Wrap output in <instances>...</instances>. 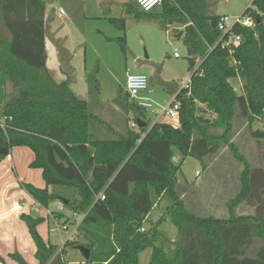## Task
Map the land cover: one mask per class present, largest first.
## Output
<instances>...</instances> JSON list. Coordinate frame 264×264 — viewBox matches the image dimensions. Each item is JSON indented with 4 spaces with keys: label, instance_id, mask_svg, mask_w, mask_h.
<instances>
[{
    "label": "trees",
    "instance_id": "1",
    "mask_svg": "<svg viewBox=\"0 0 264 264\" xmlns=\"http://www.w3.org/2000/svg\"><path fill=\"white\" fill-rule=\"evenodd\" d=\"M252 5V11L246 8L243 13L250 11L259 24L254 30L233 27L241 40L232 55L217 44L220 16L207 13V0H161L157 14L127 6L126 12L136 18L183 27L192 75L172 101L178 104L176 126L155 123L148 131L139 128L103 140L89 132L96 117L87 102L73 94L68 81L56 83L47 70L43 0H0V163L12 148H28L34 156L29 167L41 170L46 188L24 184L23 189L42 208L59 202L83 216L76 228L80 241L66 242L63 249L86 247V262L91 264H139L146 249H151L148 264H264V215L234 213L251 196L250 170L243 157L234 151L244 169L240 192L228 203V219L188 212L176 193L180 168L171 162L172 148L199 161L216 153L213 142L226 140L236 108L248 123L264 118V0H253ZM109 21L124 28L123 19ZM119 43L125 51V39ZM237 77L244 80L242 95L229 83ZM86 83L91 94L95 80L88 76ZM7 84L16 95L6 93ZM126 101V109L137 117L143 109ZM196 104L214 118L199 123ZM213 130L223 133L212 135ZM254 136L264 139L263 132ZM163 196L171 203L169 220L180 237L171 259L156 245L155 229L140 231ZM20 219L34 243L35 264H65L64 250L46 245L37 233L44 220L27 215ZM255 238L262 245L255 258L246 257ZM9 258L11 264H29L18 253ZM0 264L7 263L0 259Z\"/></svg>",
    "mask_w": 264,
    "mask_h": 264
},
{
    "label": "rangeland",
    "instance_id": "2",
    "mask_svg": "<svg viewBox=\"0 0 264 264\" xmlns=\"http://www.w3.org/2000/svg\"><path fill=\"white\" fill-rule=\"evenodd\" d=\"M253 0H207V13L213 16H240L246 8L254 9ZM45 3L46 22L56 32L55 44L61 56L67 61L66 72L73 94L87 102L89 110L96 119L89 125V132L98 139L109 140L126 135L128 131L138 130L131 127L140 119L152 127L155 123L177 125L174 119L158 117L153 112L161 110L172 101L176 92L187 84L192 75L188 69L187 50L174 36V30L183 27L164 25L159 19L136 18L127 13V6L137 12L135 0H43ZM61 12V13H60ZM159 8L152 11L157 14ZM123 19L121 29L110 23L109 19ZM176 27V28H175ZM51 38V37H50ZM125 39V51L119 40ZM52 41V39H50ZM179 58H174V50ZM57 51V52H58ZM63 52V54H62ZM69 62V63H68ZM200 60H197V64ZM63 70V69H62ZM130 74H143L148 78L152 94L148 99L152 108L143 109L135 115L126 109V78ZM93 77L91 94L87 93V77ZM67 77V76H66ZM237 95L243 94L244 80L240 77L229 80ZM6 93L16 95L17 91L7 84ZM199 107L197 117L212 120L205 107ZM1 116V115H0ZM3 119L0 118V123ZM264 133V118H257L248 123L235 109L231 129L224 141L217 144L216 153L208 155L202 161L184 157L172 148L171 162L180 168L177 174L176 193L188 212L203 218L228 219V203L240 192V176L244 163L234 157V151L241 155L250 170L251 196L249 200L235 208L240 215H264V139L254 136ZM223 131H210L220 135ZM33 169V168H32ZM199 172V175H196ZM46 186V185H45ZM59 202L42 208L37 217L44 215L45 220L39 225L44 238L56 245L58 252L63 249L67 227L71 233L69 243L79 242L76 228L79 218L60 206ZM171 203L165 196L156 200L153 211L142 225L141 232H157L156 245L162 247L167 258L171 259L180 237L177 229L170 223ZM47 210V211H46ZM60 211L64 215L60 213ZM59 212V214H57ZM55 213V214H54ZM60 216V218L58 217ZM66 215V216H65ZM52 216V217H51ZM83 217L82 215H77ZM56 221V222H55ZM81 222V221H80ZM65 227V228H66ZM262 242L255 238L246 249V257L255 258ZM78 246V245H76ZM61 254L65 264H91L86 262L79 252L66 247ZM151 249L139 255V264H148Z\"/></svg>",
    "mask_w": 264,
    "mask_h": 264
},
{
    "label": "crops",
    "instance_id": "3",
    "mask_svg": "<svg viewBox=\"0 0 264 264\" xmlns=\"http://www.w3.org/2000/svg\"><path fill=\"white\" fill-rule=\"evenodd\" d=\"M44 25L46 31L45 50L47 54V70L56 83L68 81L69 84V76L66 72L67 61H65L64 57L61 56L60 51H58L59 48L55 44L56 40L54 37L56 32L51 30V26H49L48 30L47 25L49 24L48 22H46L45 13ZM176 29L181 31L179 28ZM50 39H52V41H50ZM187 85L188 80L187 84L184 87H181L176 92V94L181 89L187 87ZM175 95L173 96V99ZM2 108L3 106L0 105V118L2 117ZM144 128L146 129V131L150 130V127H148L147 124H145ZM33 159V153L28 148L14 147L9 151L8 155L0 163V259H2L7 264L13 263V261L9 258V255L13 253H18L23 258V260H25L29 264L36 263V259L34 257V243L29 236L25 223L20 219L21 215H27L31 216L32 218H42L43 220H45L44 215H41V217L35 216L39 215L42 207L35 203V201L29 196V194L23 189L24 184L32 185L37 189L46 188L45 182L42 179L41 170L32 169L29 167ZM47 189L49 191L51 190V188L49 187ZM60 213L63 214L61 211ZM65 213L68 212L65 211ZM57 214H59V212ZM75 217L79 218L78 223H80L83 218L78 217L77 215H75ZM39 225H37L36 230L42 241L46 245H52L48 238L45 239L44 236H42ZM64 233L67 234L66 241L64 242L65 244L66 242H69L68 239L71 237V233L67 230H64ZM69 249L79 252L76 246L69 247Z\"/></svg>",
    "mask_w": 264,
    "mask_h": 264
},
{
    "label": "built area",
    "instance_id": "4",
    "mask_svg": "<svg viewBox=\"0 0 264 264\" xmlns=\"http://www.w3.org/2000/svg\"><path fill=\"white\" fill-rule=\"evenodd\" d=\"M135 3L140 11L144 13L152 12L161 6V0H135ZM61 13V12H60ZM259 24V20L253 18L251 12L242 13L240 16L235 18H230L227 16L220 17L218 22V30L220 32V38L217 42L222 48L228 50L229 55H232L233 49L236 48L240 43V37L235 36L232 33L233 27L239 26L244 29L254 30L256 25ZM174 58H179L177 50H174ZM190 79V78H189ZM188 79V83H189ZM126 91L125 96L127 97L130 103L137 105L142 109L152 108V103L148 99V96L152 94V90L149 89L148 78L143 74H130L126 78ZM158 117H165L166 119H178V104L171 103L161 108V110H154L153 112ZM178 122V121H177ZM1 125V123H0ZM133 129L139 130L136 121L131 123ZM196 175H199V172H196ZM99 199L103 200L104 196L99 194ZM62 207V204L60 203ZM56 222V221H55ZM56 230H66L65 227H60Z\"/></svg>",
    "mask_w": 264,
    "mask_h": 264
},
{
    "label": "water",
    "instance_id": "5",
    "mask_svg": "<svg viewBox=\"0 0 264 264\" xmlns=\"http://www.w3.org/2000/svg\"><path fill=\"white\" fill-rule=\"evenodd\" d=\"M173 32H174L175 38L180 40L181 37H182L183 32L179 31L178 29H175ZM197 120L201 124H206V123L209 122V120H205V119L198 118V117H197ZM136 123L138 125V128H144L145 127V124L140 119H136ZM76 248L79 250V252H80L81 256L83 257V259L85 261H87L89 259V257H90V250L87 249L84 246H81V245L76 246Z\"/></svg>",
    "mask_w": 264,
    "mask_h": 264
}]
</instances>
